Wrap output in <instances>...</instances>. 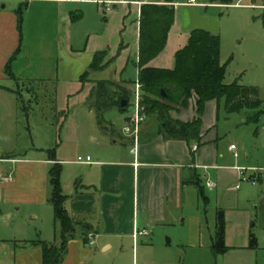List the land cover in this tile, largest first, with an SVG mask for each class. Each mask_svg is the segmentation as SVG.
Segmentation results:
<instances>
[{
	"label": "crops",
	"instance_id": "obj_1",
	"mask_svg": "<svg viewBox=\"0 0 264 264\" xmlns=\"http://www.w3.org/2000/svg\"><path fill=\"white\" fill-rule=\"evenodd\" d=\"M108 1L114 0H0L3 3L0 9L2 101L9 100L7 95L15 97L18 102L22 101V93L29 91L32 86L52 93L55 97L57 86L61 83L77 85L82 92L89 91L90 96L97 83L101 82L119 83L124 87L130 83L135 91L136 84L139 83L137 62L142 5L173 6L175 12L180 7L189 10L190 25L187 27L177 12L175 13V22L166 47L167 49L173 41L172 54H176L187 44L189 35L194 30H205L220 36L221 20L213 14H208L210 10L264 7V3H259L261 0L252 2L251 5H243L242 0H237L232 6L208 4L206 0H197L202 6L189 5L190 0H124L129 3L116 4L110 11H106L102 3ZM20 7L23 13L21 30L18 28L16 15V10ZM133 9L136 19L130 25L128 21ZM202 9L204 12H201ZM101 11L105 16L101 31L94 38L87 35V43L82 50L74 49L71 45L72 29L82 26L90 15L99 16ZM72 14L81 16L80 21L72 23ZM114 14L119 16L116 17L117 29L113 32L109 31V26ZM91 43L95 45V49H90ZM131 46L136 50L133 58L128 55ZM105 51L108 52L105 63L111 64L102 71L89 73L87 81L82 82L81 78L88 72L94 56ZM165 51L148 66L173 69L174 57H165ZM130 63L134 70L129 69ZM130 74L134 77L130 78ZM89 100L90 98L88 102ZM216 114V101L208 102L203 117L200 145L166 140L157 122L146 120L141 127L137 152L133 154L134 142L126 137L122 130L120 139L129 142L126 157L119 159L115 156H97L98 159L93 164H81L85 167L84 175H81L74 191L62 181L63 194L68 198L66 209L70 216L76 223H84L93 231L89 235L88 245L81 237L70 241L62 264H87L91 257L99 255L102 249L104 252L114 248L123 250L127 244H132L134 248L140 239L153 242L155 238L159 239L176 228L180 219L179 211L184 208L188 191L192 192V197L198 205L199 197H202L205 203H210L204 193V185L207 187L208 182L215 184L212 189L218 190L220 186L221 191H235L237 185L227 188L224 184L225 176H232L234 184L237 179L242 178L240 169H264V161L262 165L245 168L241 164L238 148L236 147L235 151L230 149L234 144L226 151L219 149L218 132L215 130ZM195 118L194 100L190 101L186 111L176 113L175 117L183 123L192 122ZM120 120L125 127L127 116L122 115ZM111 132L115 138L113 126ZM118 142L119 140H114V144ZM53 164L51 159H4L0 156V253L3 251L0 264H43L41 248L31 243L40 240L48 244H60V227L55 222L54 209L49 203V183L46 175V166ZM19 168L22 175H28L24 180H19L16 176ZM260 184L264 186V180L260 181ZM241 190L239 187V191ZM26 192L31 194V197H25ZM218 196L219 194L217 198ZM241 196L240 193L237 195L238 198ZM24 200L35 208L29 217L30 222L20 221L18 216L14 215ZM252 202L259 203L257 210L264 213L263 195ZM220 213L225 220V246L229 251L217 255L216 259L233 255L231 264H264V244L247 226H239L242 231L240 242L232 243L228 214L220 211L215 226L216 232ZM181 216H184V213H181ZM194 216L188 217L195 221ZM14 218L17 221L12 225L6 222ZM184 218L183 222H186L187 219ZM259 223L261 231H264V214ZM192 225L190 234L196 239L188 245L201 247L202 226L197 221ZM252 227L257 228V225ZM136 231H147L150 236L135 239ZM252 237L255 239V245L250 247ZM91 241L97 250L93 255L89 247Z\"/></svg>",
	"mask_w": 264,
	"mask_h": 264
},
{
	"label": "rangeland",
	"instance_id": "obj_2",
	"mask_svg": "<svg viewBox=\"0 0 264 264\" xmlns=\"http://www.w3.org/2000/svg\"><path fill=\"white\" fill-rule=\"evenodd\" d=\"M252 2L253 0L241 1L243 5H251ZM259 3L263 5L264 2L261 0ZM2 4L0 2V9ZM70 7L73 8L71 5ZM74 12L77 13V11ZM176 12L183 20L185 27L189 26L191 15L189 10L180 7ZM201 12H204L203 9ZM208 14H213L221 20V64L226 66L225 83L229 85L238 81L241 85L257 87L261 98H264V7L221 8L210 10ZM118 16L114 14L109 31L114 32L117 29L116 17ZM104 17L102 11L99 16L90 15L82 26L72 29L71 45L74 49L82 50L87 43V35L94 38L101 31ZM135 19V9H133L129 24L131 25ZM172 42L169 43L164 56L174 57L175 67L176 54H172L174 47ZM90 47L91 50L95 49L92 43ZM135 51V48L131 46L128 55L133 58ZM131 65L132 63L129 69L134 70ZM133 77L134 75L130 74V78ZM112 84L114 85L106 86L104 104L110 106L113 100L116 101L125 91L131 95V100L133 99L134 86L130 83H127L126 87L119 83ZM95 88L90 96L89 91L82 92L77 85L61 83L57 86L54 97L52 93L43 92L39 87L35 89L32 86L29 91L22 93V101L18 102L11 95H7L9 100L2 101L0 98V156L61 161L60 164L63 167L61 183L63 181L66 186L69 185L71 191H74L81 175H84L85 167L78 162L79 158L86 160L90 157L93 162H96L97 156H115L119 159L126 157L129 142L119 137L124 127L120 119L122 115L127 117L130 115L131 104L128 111L122 115L116 107L100 111L97 107L98 94ZM181 111L186 109L173 106L168 113L169 118L176 120V113ZM252 115L253 113L249 111L227 115L224 103L221 102L220 107L217 103V127L215 128L218 132L217 145L221 151H226L231 144H234L241 154L240 161L245 168L262 165L264 161V113L258 124L248 122V117ZM166 118L160 112L152 115L148 111L146 114V120L156 121L159 129ZM112 126L115 138L111 132ZM114 140L119 142L114 144ZM20 168L16 171V176L19 180H24L28 175H22ZM51 168L53 165L46 166L48 183V173ZM250 173L248 171L246 176L249 177ZM232 180V176H225L223 182L227 188L239 185L241 191L239 189L221 191L220 186L218 190H215L204 185L205 197L210 199V203H205V200L199 197L198 205L192 197V192L188 191L184 208L179 211L180 219L177 226L171 229L169 234L159 239L155 238L153 242L140 239L134 248L132 244H127L123 250L114 248L104 252L102 249L99 255L92 256L87 264H231L233 255L216 259L217 256L212 252L218 212L228 214L232 243L240 242L242 231L239 226L245 225L251 233L260 237L264 244V231H261L259 223L264 213L262 210H257L259 203L252 202L253 199L255 201L264 196V186L259 183L255 187L252 183L241 181V179H237L232 184ZM51 192L49 185V197ZM239 193L242 195L240 198L237 197ZM24 196L31 197V194L26 192ZM33 209H35L33 205L27 204L26 201L21 202L19 210L14 212V215L16 214L20 221L30 222L29 217ZM181 213H184V216H181ZM192 215H195V221L188 217ZM184 217L187 219L186 222H183ZM16 221V218L6 220L11 225ZM196 221L202 226V246L190 247L188 244L196 239L190 234L192 223ZM255 224L257 228L252 227ZM89 247L92 249V255L97 253L95 247ZM2 255L3 251L0 253L1 258Z\"/></svg>",
	"mask_w": 264,
	"mask_h": 264
},
{
	"label": "trees",
	"instance_id": "obj_3",
	"mask_svg": "<svg viewBox=\"0 0 264 264\" xmlns=\"http://www.w3.org/2000/svg\"><path fill=\"white\" fill-rule=\"evenodd\" d=\"M28 1V0H27ZM141 2L142 0H129ZM237 0H206L208 4H220L225 6L235 5ZM257 0H253L256 2ZM175 8L173 6L145 4L140 10L139 28V55L137 68L139 70L138 82L142 85V105L145 113L152 115H165L166 120L160 125V132L166 140L184 141L188 145L202 142L203 117L206 104L216 101L218 107L224 103L227 115L240 114L243 111L252 112L249 123L258 124L264 113V98L260 96V90L255 87H246L238 81L226 84V66L221 64V39L205 30H194L190 33L187 44L175 55V67L173 69H156L149 67V63L159 57L166 49L169 33L175 22ZM18 28L21 30L23 23L22 7L16 10ZM81 16L72 14V23L80 21ZM108 52H100L94 56L88 72L81 81L88 79L89 73L104 70L111 62L105 63ZM114 85L111 82L97 83L98 110H106L116 107L121 113L128 111L131 95L127 91L122 92L117 100L108 106L104 104L106 86ZM162 91L166 97L162 96ZM123 100L128 101L123 108ZM195 101L196 118L189 123H183L169 118V111L173 106H181L188 109L190 101ZM164 103V104H162ZM108 106V107H107ZM161 119V118H160ZM158 120V119H157ZM12 159V157H4ZM53 168L50 169L49 185L51 197L49 203L54 209L55 222L60 227V244H48L40 240L31 243L42 250L43 264H62L70 241L81 237L85 244H89V235L92 228L84 223H76L66 209L68 198L63 194L61 175L62 165L56 159ZM255 245L252 237L250 247ZM214 255L227 253L225 246V220L223 214L218 217L217 232L212 246Z\"/></svg>",
	"mask_w": 264,
	"mask_h": 264
},
{
	"label": "built area",
	"instance_id": "obj_4",
	"mask_svg": "<svg viewBox=\"0 0 264 264\" xmlns=\"http://www.w3.org/2000/svg\"><path fill=\"white\" fill-rule=\"evenodd\" d=\"M129 2H126L124 0H114V1H108V2H103L102 5H104L106 11H110L111 7L116 5V4H128ZM189 5H194V6H202L197 2V0H190ZM142 85L137 83L133 95V99L131 100V113L127 117L126 120V125L123 128V133L126 137L130 138L133 140L135 148L133 149L132 153L136 154L137 152V147H138V142H139V136H140V131L142 124L146 121V113H145V107L142 105ZM232 151L236 150L235 146H231L230 148ZM237 156V154L235 153ZM78 162L80 164H93V161L88 157L86 160H83L82 158H79ZM250 171L252 174L247 177L246 174L247 172ZM242 178L241 181H247L252 183L253 185H257L260 183V181L264 180V169H258V168H252V169H240ZM207 187L212 189L215 187V184L212 182L207 183ZM235 190L239 189V185H237ZM150 233L145 231V232H140L136 231L135 233V239L138 237H149ZM92 239V236H90ZM94 242H90V246H93Z\"/></svg>",
	"mask_w": 264,
	"mask_h": 264
},
{
	"label": "water",
	"instance_id": "obj_5",
	"mask_svg": "<svg viewBox=\"0 0 264 264\" xmlns=\"http://www.w3.org/2000/svg\"><path fill=\"white\" fill-rule=\"evenodd\" d=\"M162 96L163 97H166V93L164 91H162ZM121 105H122L123 108L127 107L128 101L123 100L122 103H121Z\"/></svg>",
	"mask_w": 264,
	"mask_h": 264
}]
</instances>
